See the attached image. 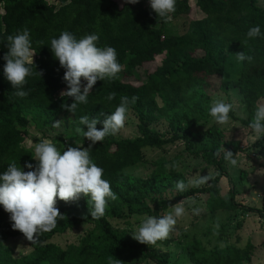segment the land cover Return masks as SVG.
Masks as SVG:
<instances>
[{
    "label": "trees",
    "instance_id": "obj_1",
    "mask_svg": "<svg viewBox=\"0 0 264 264\" xmlns=\"http://www.w3.org/2000/svg\"><path fill=\"white\" fill-rule=\"evenodd\" d=\"M195 2L194 7L205 18L189 20L194 8L190 0H176L171 15L173 21L182 22V30L171 35L165 27L169 21L159 19L143 0L135 4L123 0L122 5L118 0H53L52 3L48 0H0V172L11 162L21 168L25 162L37 163L32 157L33 150L23 145L24 137L20 131L31 121L51 129L52 123L60 121L86 130L79 124L81 116L102 121L115 110L121 96L131 98L135 95L138 99L129 105L127 114L133 112L140 124L138 138L118 141L109 135L90 150L92 162L103 169L102 178L109 181L116 195L115 200L108 202L101 218L73 217L66 207L55 203L64 217L57 219L54 229L29 241L21 232L12 229L9 214L0 207V264H167L166 259L156 254L154 246L168 244V240L154 245L133 243L117 234L112 220L160 216L168 206L186 197L207 196L211 211L243 210L264 219V196L261 208L237 203L234 189L228 197L221 198V179L228 178L230 182L232 179L223 158L213 155L221 147L218 127L209 128L208 133L213 138L202 155L206 163L217 170L215 180L207 188L189 189L169 200L157 199L152 190L164 186L162 177L169 175L164 167L146 179L133 178L126 172L141 162L148 150L162 149L169 144L156 133L151 135L148 124L168 119L176 130H187L191 124L197 125L210 118L208 94L212 78L221 79L220 89L224 92L234 88L241 95L246 109V126L253 117L256 103L264 100V39L246 40L244 35L253 25H259L264 32V8L258 5V0ZM23 28L29 30L36 58L31 66L32 75L24 86L28 95L19 98L3 77L2 57L7 52L6 37ZM64 30L77 38L97 34V45L115 48L122 65L117 78L96 82L88 102L78 105L74 114L61 108V104L70 105L73 101L59 95L67 90L62 79L64 70L49 49L50 38L58 37ZM237 52L252 56V62H242L238 74L227 78L228 58ZM161 55L165 56L161 66L147 73L141 84L124 82ZM109 93H115L111 101L106 99ZM158 99H161L162 107ZM101 127L98 123L97 128ZM80 147L87 148L88 144ZM232 153L235 155L236 151ZM82 223L90 224L92 231L77 244L62 246L54 241L56 236L71 232ZM21 237L34 251L14 259L6 243ZM247 244L238 241L224 248H209L195 239L188 243L187 253L191 264H234L248 252L250 245Z\"/></svg>",
    "mask_w": 264,
    "mask_h": 264
},
{
    "label": "clouds",
    "instance_id": "obj_2",
    "mask_svg": "<svg viewBox=\"0 0 264 264\" xmlns=\"http://www.w3.org/2000/svg\"><path fill=\"white\" fill-rule=\"evenodd\" d=\"M138 0H127L135 4ZM150 9L164 22L172 19L176 0H148ZM245 35L246 40L264 39V32L259 25L250 26ZM98 35L85 34L77 38L73 33L64 30L58 37L50 38L49 49L53 57L64 70L63 81L66 91H61V97L72 98V103L61 104V108L74 114L78 105L86 104L96 82L117 78L122 69L118 62L117 52L112 46L100 47L97 45ZM7 52L3 55V77L15 90L19 98L28 95L25 90L27 78L32 75L33 56L36 53L27 28L18 30L15 34L6 37ZM42 43V42H41ZM235 60L252 62V56L245 52H237ZM115 93H109L107 100L111 101ZM138 97L133 95L121 96L119 104L109 115L101 120L89 119L87 115L79 118V124L86 130L77 127L75 131L81 133L89 141L87 148L67 146L59 150L50 140H40L33 149L35 165L25 162L23 168L14 162L7 165L5 171L0 172V207L9 214L13 230L21 232L29 241L41 233L55 228L58 218L64 216L55 207L56 200L73 201L84 196L88 199L89 214L92 219L101 218L110 200L116 195L110 188V183L103 177V169L93 163L90 150L97 142H102L106 136L116 135L125 125L129 105L135 104ZM233 105L223 98H214L208 107V115L219 126L230 123L229 113ZM103 115V113H101ZM102 124L100 129L97 124ZM60 121L52 123L58 127ZM249 134L244 144H255L264 138V102L258 101L254 108L252 119L247 125ZM222 155L227 165L236 168L239 166L238 153L233 155L223 146L217 149L214 156ZM261 159H264L262 157ZM169 165H165L168 167ZM175 168V165H172ZM24 169H28L25 171ZM212 178V173L201 176L199 172L187 178V181L177 180L175 192H185L189 187L197 188L206 184ZM196 201L186 197L174 205H170L163 215H145L135 230L132 238L140 244L154 245L158 241L168 238L174 231L178 219L186 215V205L193 215H200L202 208L193 207Z\"/></svg>",
    "mask_w": 264,
    "mask_h": 264
},
{
    "label": "rangeland",
    "instance_id": "obj_3",
    "mask_svg": "<svg viewBox=\"0 0 264 264\" xmlns=\"http://www.w3.org/2000/svg\"><path fill=\"white\" fill-rule=\"evenodd\" d=\"M53 2V0H48ZM122 5L123 0H118ZM196 0H190L194 7ZM147 5L148 0H143ZM258 5L264 8V2L258 0ZM205 15L196 7L191 11L188 19H203ZM166 27L167 34L177 35L182 30L180 20L168 22ZM164 55L158 56L154 62L146 64L136 71L135 77H130L124 82L139 85L146 79L149 72H154L161 66ZM242 62L238 64L235 56H229L227 68V78L238 74ZM219 77L212 78V87L210 88L211 101L214 98H223L226 102L233 105V111L229 113L230 123L219 126L212 121H202L197 125L191 124L187 130H176L175 125L168 119H161L148 124L151 135L157 134L169 144L162 149L148 150L144 153L143 159L138 164L127 169L128 175L133 178L146 179L155 171L165 168L169 173L167 177H162L164 186L158 190H152L153 196L157 199H172L181 192L174 191V185L177 180L187 181V178L195 175L197 172L203 177L212 173V178L204 185L197 188L203 189L211 186L217 176V170L206 163L203 159V151L209 145L212 134L208 130L211 127H218L221 134V146L226 150L238 153L239 166L233 168L226 164L225 169L232 179L222 178L221 198L228 197L229 192L234 189L236 202L242 206L262 207V197L264 196V138L255 144L245 143L244 139L249 134L245 121L247 119L245 105L241 95L234 88L227 92L220 89ZM60 95V94H59ZM264 102V100H260ZM160 107L163 106L161 99H158ZM40 122L31 121L22 131L24 140L23 145L34 149L35 144L44 139L50 140L59 150H63L68 144L81 146L89 144L81 133H77L76 126H70L60 122L58 127L46 128ZM43 129L46 131L43 132ZM82 129V128H81ZM84 130V129H82ZM118 141L134 140L140 136L139 120L133 112L126 115L125 125L119 133L113 135ZM59 139H62L60 141ZM57 140V141H56ZM235 154V155H236ZM222 153L220 157H222ZM169 165L165 167V165ZM175 168H172V165ZM161 178V179H162ZM196 203L193 207L202 208L200 215H193L186 205V215L178 219L168 238V244L161 243L154 246L157 255L166 259L167 264H191L190 256L187 253V245L195 239L201 240L202 244L209 248L216 246L226 247L239 241L241 244L250 245L248 252L241 259L235 260L234 264H264V219L259 215L243 210L211 211L208 208L207 196H194ZM56 204L66 207L68 214L73 217H88L89 203L88 199L81 196L73 201L56 200ZM169 210V209H168ZM167 210V211H168ZM143 217L132 216L128 219L112 220L113 229L123 238L129 239L133 243H139L132 238L133 232ZM92 231V226L88 223H82L71 232L56 236L54 241L60 245L77 244L84 236ZM6 246L10 249L11 256L14 259H21L30 255L34 249L29 246L25 238L10 239ZM246 246V245H245ZM246 246V247H247ZM152 264V263H151Z\"/></svg>",
    "mask_w": 264,
    "mask_h": 264
},
{
    "label": "built area",
    "instance_id": "obj_4",
    "mask_svg": "<svg viewBox=\"0 0 264 264\" xmlns=\"http://www.w3.org/2000/svg\"><path fill=\"white\" fill-rule=\"evenodd\" d=\"M35 58H36V53H35L34 56H33V61H34Z\"/></svg>",
    "mask_w": 264,
    "mask_h": 264
}]
</instances>
